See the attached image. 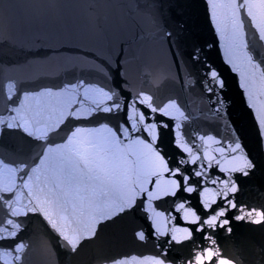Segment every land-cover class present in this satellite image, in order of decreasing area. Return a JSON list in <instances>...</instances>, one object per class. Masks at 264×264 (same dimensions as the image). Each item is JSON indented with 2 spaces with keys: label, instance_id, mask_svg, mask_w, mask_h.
I'll list each match as a JSON object with an SVG mask.
<instances>
[{
  "label": "water",
  "instance_id": "obj_1",
  "mask_svg": "<svg viewBox=\"0 0 264 264\" xmlns=\"http://www.w3.org/2000/svg\"><path fill=\"white\" fill-rule=\"evenodd\" d=\"M253 209L264 0H0V264H264Z\"/></svg>",
  "mask_w": 264,
  "mask_h": 264
},
{
  "label": "snow or ice",
  "instance_id": "obj_2",
  "mask_svg": "<svg viewBox=\"0 0 264 264\" xmlns=\"http://www.w3.org/2000/svg\"><path fill=\"white\" fill-rule=\"evenodd\" d=\"M109 99H112V97H109ZM11 126V125H10ZM237 147H239V145H237ZM247 167V168H251L252 165L251 163H249L246 159L242 160L240 166L234 170H244V168ZM222 171H224V169H221ZM224 187L227 188V182H224ZM221 191H223V189H221ZM228 191H235V187L233 186L232 188L228 189ZM220 195V192H217L216 193V196H219ZM224 195L227 196V192H224ZM212 203H216V199L214 198ZM232 207H235V204H232ZM225 215V213L222 211L218 214V216L216 218L213 219V223L218 219L219 216H223ZM245 216H247L251 222L253 223H261V222H264V211H257L255 209H253L252 211H248V212H245L243 213L242 215H239L236 217V219H244ZM255 216V218H253ZM197 220L199 219L198 217L196 218ZM193 223H195L196 221H192ZM228 224V221L227 220H224L222 222V226L223 225H226ZM230 230V229H229ZM16 235V233H12V236L14 237ZM140 235V238L143 239V236L142 234H138ZM185 238H190V234L188 237H185ZM24 245H20L18 246V251H23L24 249ZM209 258H211V254H209ZM201 257L198 255L197 256V260H200Z\"/></svg>",
  "mask_w": 264,
  "mask_h": 264
}]
</instances>
